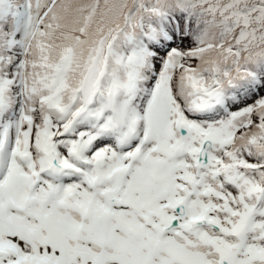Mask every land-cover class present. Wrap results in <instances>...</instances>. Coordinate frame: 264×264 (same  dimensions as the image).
<instances>
[{"label": "snow or ice", "instance_id": "obj_1", "mask_svg": "<svg viewBox=\"0 0 264 264\" xmlns=\"http://www.w3.org/2000/svg\"><path fill=\"white\" fill-rule=\"evenodd\" d=\"M0 264H264V0H0Z\"/></svg>", "mask_w": 264, "mask_h": 264}]
</instances>
